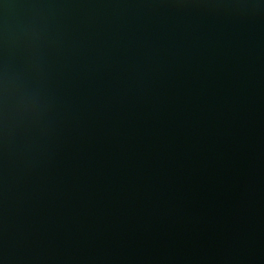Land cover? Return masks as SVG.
<instances>
[{"label": "water", "instance_id": "1", "mask_svg": "<svg viewBox=\"0 0 264 264\" xmlns=\"http://www.w3.org/2000/svg\"><path fill=\"white\" fill-rule=\"evenodd\" d=\"M0 264H264V0H0Z\"/></svg>", "mask_w": 264, "mask_h": 264}]
</instances>
